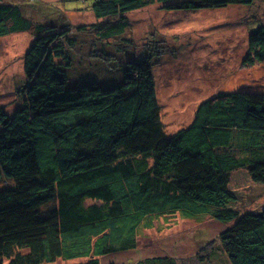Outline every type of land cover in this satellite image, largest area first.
<instances>
[{
	"label": "trees",
	"instance_id": "16d2710c",
	"mask_svg": "<svg viewBox=\"0 0 264 264\" xmlns=\"http://www.w3.org/2000/svg\"><path fill=\"white\" fill-rule=\"evenodd\" d=\"M81 1L97 19L120 20L96 33L102 44L93 56L100 61L88 71H100L99 78L69 87L68 28L33 23L21 11L28 2L0 0V38L35 34L23 57L19 106L12 115L0 107V181L14 182L0 190V264H100L135 249L154 220L176 214L233 223L218 237L228 264H264V209L240 216L229 188L240 169L264 184V91H221L199 105L189 127L169 135L159 118L152 56L113 68L117 58L107 50L123 52L124 16L152 1L168 11H197L257 0ZM246 62L264 63V24L249 34ZM213 251L201 257L209 263ZM134 264L178 262L149 257Z\"/></svg>",
	"mask_w": 264,
	"mask_h": 264
},
{
	"label": "rangeland",
	"instance_id": "374dc122",
	"mask_svg": "<svg viewBox=\"0 0 264 264\" xmlns=\"http://www.w3.org/2000/svg\"><path fill=\"white\" fill-rule=\"evenodd\" d=\"M6 1L20 7L28 2L21 11L33 23L61 31L68 28L74 42L69 87L99 78L95 75L100 71H88L100 61L93 56L102 44L96 33L102 25L120 18L97 19L88 9L89 3L81 0ZM124 18L128 22L120 36L124 50L115 53L107 47L108 54L117 58L110 65L118 68L128 61L152 56L159 118L167 134L189 127L199 105L221 91H264V63L246 62L249 34L264 24V0L197 11H168L162 3L152 1ZM34 38L33 32L0 38V107L9 115L19 106V91L25 86L23 57ZM64 47L68 49L66 43ZM100 83L108 87L110 81ZM8 182L10 186L0 181V190L12 189L14 182ZM229 188L236 195L232 208L240 216L258 214L264 209V184L254 182L246 169L231 173ZM232 224L218 223L207 215L192 219L179 214L162 216L154 220L151 228L141 230L135 249L101 257L99 261L134 264L149 257H170L178 264H207L208 260L201 256L214 250L215 258L208 264H228L218 237ZM87 262L83 258H58L52 264Z\"/></svg>",
	"mask_w": 264,
	"mask_h": 264
}]
</instances>
